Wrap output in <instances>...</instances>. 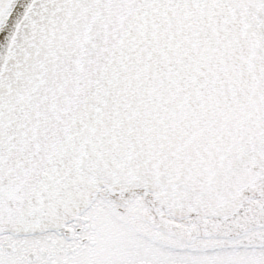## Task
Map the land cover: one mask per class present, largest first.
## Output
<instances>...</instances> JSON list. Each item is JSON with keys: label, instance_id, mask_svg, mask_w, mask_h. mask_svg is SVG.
<instances>
[{"label": "snow or ice", "instance_id": "snow-or-ice-1", "mask_svg": "<svg viewBox=\"0 0 264 264\" xmlns=\"http://www.w3.org/2000/svg\"><path fill=\"white\" fill-rule=\"evenodd\" d=\"M0 264H264V0H0Z\"/></svg>", "mask_w": 264, "mask_h": 264}]
</instances>
